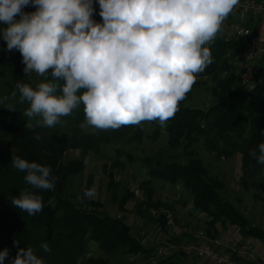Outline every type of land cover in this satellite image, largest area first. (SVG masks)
<instances>
[{"label":"trees","instance_id":"trees-1","mask_svg":"<svg viewBox=\"0 0 264 264\" xmlns=\"http://www.w3.org/2000/svg\"><path fill=\"white\" fill-rule=\"evenodd\" d=\"M243 40L216 35L207 47L210 48L213 62L196 78L210 77L215 85L210 88L211 102L204 107L188 106L191 90L180 101L178 111L161 127L159 121H151V134L144 131L142 123L121 126L118 129H96L82 131L80 123L85 119L83 105H79L67 117L64 124L56 128H25L28 118L22 115L29 103L12 101L16 111L0 105V128L5 133L6 146L0 150V250H10L14 258L17 248L31 246L45 264H119L113 263L109 256L117 252L125 254L150 253L140 242V235L131 233V226L120 217L107 213L100 201L84 198L85 188H93V174L89 173L78 193L70 192L71 179L83 172L84 157L89 152L98 153L102 146L113 143H141L144 138L157 140L161 129L167 134V147L146 155L142 162L147 169L148 178L139 184L145 196L137 202V211L160 228L165 227L163 211L174 215L171 203L154 198L155 185L152 178L161 179L172 185L180 183L188 190L192 205L208 218L206 233L212 238L216 225L236 226L242 236H250L264 242V229L253 224L221 193L224 181L216 173H210L201 154L195 146L214 154L218 158L240 155L239 184L244 191L251 192L254 200H264V165L250 156V150L264 142V53L257 61L254 74L247 83H241L234 69V59L241 53ZM19 51H8L5 42H0V75L9 72L6 90L1 96L10 95L17 82L34 86L30 74L25 76L24 64ZM49 74L52 69L48 70ZM48 79H51L50 77ZM46 82L40 77L39 84ZM195 81L194 85H199ZM18 99V96H17ZM39 134L41 139L35 137ZM181 149L178 152L171 150ZM78 150L79 156L65 159L67 151ZM12 156H19L29 162L51 167L55 176L52 191L30 189L24 181L25 172L15 169ZM130 159V155L127 154ZM122 168L124 162L115 158L111 164ZM105 167V166H104ZM107 189L112 190V199L123 209L128 200L134 198L133 192L126 189L119 199L114 189L118 183L115 172H107ZM29 188L43 197V210L29 216L11 204V199L23 189ZM154 210L155 213H152ZM215 232V233H214ZM193 232L171 236V241L188 242ZM97 244L106 255L88 254V242ZM47 242L50 252H44L41 243ZM185 250L173 251L163 256L155 264H184Z\"/></svg>","mask_w":264,"mask_h":264},{"label":"clouds","instance_id":"clouds-1","mask_svg":"<svg viewBox=\"0 0 264 264\" xmlns=\"http://www.w3.org/2000/svg\"><path fill=\"white\" fill-rule=\"evenodd\" d=\"M238 3L98 0L102 22H96L93 0H0L7 50H19L25 76L35 72L46 81L35 89L17 82L10 95L0 96V105L16 111L12 101L28 102L22 113L28 130L62 126V118L81 104L85 119L79 127L85 132L153 120L166 127L196 74L213 62L206 45ZM30 5L38 6L35 12L22 11ZM35 138L41 139L39 134ZM249 154L264 165V142ZM11 162L26 173L30 189L54 190L57 178L50 166L19 156ZM30 189L21 190L11 204L32 216L43 210V197ZM95 196L94 187L85 188L77 199ZM13 246L14 258L8 248L0 250V264H45L33 247H19V240ZM40 247L51 251L47 242Z\"/></svg>","mask_w":264,"mask_h":264},{"label":"rangeland","instance_id":"rangeland-1","mask_svg":"<svg viewBox=\"0 0 264 264\" xmlns=\"http://www.w3.org/2000/svg\"><path fill=\"white\" fill-rule=\"evenodd\" d=\"M241 64L242 61L234 63V69L236 70L237 75ZM30 77L32 78L34 84L33 88L35 89L39 84L41 76L35 75V73L32 72L30 73ZM8 78V71H6L4 75H0V96L6 90ZM195 81H198L200 84H193L191 88V99L186 102V104L188 106L204 107L212 100L210 88L215 85V81L210 77L196 78ZM24 104H27V102ZM141 123L144 131L147 134H151L153 128L151 121H143ZM166 139L167 134L161 129V133L157 140L144 138L141 143L129 144L119 142L102 146L98 153L89 152L85 155V168L83 172L71 179L70 192L78 193L86 176L89 173L93 174V187L96 191L94 199L101 202L103 209L107 213L112 216L120 217L126 221L131 226V233L135 236L140 235V242L147 248H151L150 253L140 252L136 254H125L117 252L114 255L109 256V259L113 263L155 264V262L161 258L158 253V248L168 243L176 245L174 251L182 249L185 250V252H188L191 250L189 248H183L182 242L178 243L176 241H171V235L167 230L160 228L157 223L149 220L143 214H139L137 211V202L140 201L139 199L134 197L132 200L126 202L123 209H119L117 202H115L116 200L114 201L112 199V190L107 189L108 178L106 172L109 169H112L115 172V180L118 183L117 187L114 189L116 199H119L126 189L131 190L132 187L139 188V184L149 177L147 169L142 162V158L146 155L155 153L158 149L166 148ZM5 146V133H3L0 128V150L4 149ZM195 150L204 158V162L208 166L209 172L218 174L224 181L225 186L221 191L222 195L241 213H243L251 223L258 224L256 218H259V221L264 222V200H254L251 196V192L244 191L239 184L240 155L237 153L229 158H218L214 154L204 151L199 144L195 146ZM180 151L181 149L171 150V152L178 153ZM127 154L130 155V159L127 157ZM79 155L78 150L67 151L65 159L78 157ZM115 158H119L124 162L122 168L116 169L111 166ZM152 182L155 185V199L171 203L174 211L177 210V214L180 212L182 216H187V213H193L194 209L190 193L180 183L172 185L163 182L158 178H152ZM144 196L145 194L143 192V197ZM177 223L189 227L192 230L191 232H193V236L201 230L204 232L205 238H214H209L203 223L199 224L196 229H192L190 226L182 223L181 219L177 221ZM203 241H205V239H201L200 242ZM186 243L187 246L193 245L197 243V239L193 237V239L188 240ZM186 243L183 244L185 245ZM88 254L96 257L106 256L99 250L97 244L92 241L88 242Z\"/></svg>","mask_w":264,"mask_h":264},{"label":"built area","instance_id":"built-area-1","mask_svg":"<svg viewBox=\"0 0 264 264\" xmlns=\"http://www.w3.org/2000/svg\"><path fill=\"white\" fill-rule=\"evenodd\" d=\"M38 6H25L22 8L24 12H34ZM231 13H235L243 18H264V0H239ZM230 13V14H231ZM225 38L243 40V48L241 51L243 62L238 72V80L241 83H247L251 76L256 71V62L264 53V36L255 32L250 27L239 23L230 22L228 17L222 23L220 31ZM131 191L135 198L143 199L142 190L138 187H132ZM155 213L154 210H151ZM165 215V227L171 236H180L184 233H190L191 229L183 224L175 221L170 211H163ZM194 236L205 239L203 242H197L187 248L193 250L198 256L203 257L211 264H244L237 262L226 252L220 251V242L218 239L205 238L204 232L199 230ZM176 249V245L168 243L158 248V253L161 257L171 254Z\"/></svg>","mask_w":264,"mask_h":264},{"label":"crops","instance_id":"crops-1","mask_svg":"<svg viewBox=\"0 0 264 264\" xmlns=\"http://www.w3.org/2000/svg\"><path fill=\"white\" fill-rule=\"evenodd\" d=\"M93 4L95 7V12L93 14V19L96 22H102V17H100L99 12V4L98 0H93ZM35 12V11H34ZM31 13V12H28ZM19 15L15 17L16 20H19ZM230 22H239L247 27H250L255 32H258L264 36V18H241L239 15L235 13H231L228 16ZM0 27H4L3 23L0 22ZM217 35H221L220 32ZM5 42L3 40V35L0 33V42ZM6 44V42H5ZM12 51H19V50H12ZM237 61H242V54L240 53L235 59L234 63ZM257 67V62H256ZM35 73V72H34ZM35 75H38L35 73ZM192 202V201H191ZM194 211L192 214H188L187 216H182L179 212L177 214V210L174 211L175 217L177 221L181 219L182 223L190 226L192 229H196L199 224L203 223L204 227H206V220L208 219L206 215L193 207ZM180 217V218H179ZM258 224L256 225L261 226L264 229V222L259 221V218H256ZM261 224V225H260ZM192 231V230H191ZM215 231L214 238L219 239L220 241V251L226 252L236 260L237 262H242L244 264H264V242L253 238L250 236H242L239 232V229L236 226H225L222 227L221 225L217 224L216 229L212 230ZM209 236V235H208ZM197 239V242H200L201 239L192 236ZM211 236H209L210 238ZM187 243L184 245L183 248L187 249ZM182 260L184 264H211L208 263L203 257L198 256L193 250H189L182 256Z\"/></svg>","mask_w":264,"mask_h":264}]
</instances>
